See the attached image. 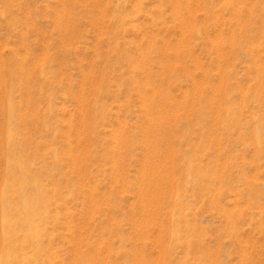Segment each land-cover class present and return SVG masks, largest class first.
<instances>
[{
    "label": "rangeland",
    "instance_id": "rangeland-1",
    "mask_svg": "<svg viewBox=\"0 0 264 264\" xmlns=\"http://www.w3.org/2000/svg\"><path fill=\"white\" fill-rule=\"evenodd\" d=\"M0 264H264V0H0Z\"/></svg>",
    "mask_w": 264,
    "mask_h": 264
}]
</instances>
